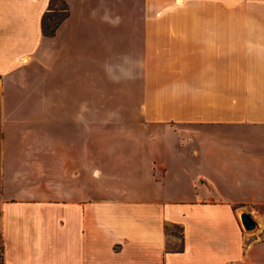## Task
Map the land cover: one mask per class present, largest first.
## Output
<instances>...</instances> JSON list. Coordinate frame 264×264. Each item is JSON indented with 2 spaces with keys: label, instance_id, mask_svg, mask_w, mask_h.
<instances>
[{
  "label": "crops",
  "instance_id": "obj_1",
  "mask_svg": "<svg viewBox=\"0 0 264 264\" xmlns=\"http://www.w3.org/2000/svg\"><path fill=\"white\" fill-rule=\"evenodd\" d=\"M64 1L0 0V264H264V0Z\"/></svg>",
  "mask_w": 264,
  "mask_h": 264
},
{
  "label": "trees",
  "instance_id": "obj_2",
  "mask_svg": "<svg viewBox=\"0 0 264 264\" xmlns=\"http://www.w3.org/2000/svg\"><path fill=\"white\" fill-rule=\"evenodd\" d=\"M66 14L67 6L64 0H48L47 6L40 17L41 32L45 35L53 34Z\"/></svg>",
  "mask_w": 264,
  "mask_h": 264
},
{
  "label": "water",
  "instance_id": "obj_3",
  "mask_svg": "<svg viewBox=\"0 0 264 264\" xmlns=\"http://www.w3.org/2000/svg\"><path fill=\"white\" fill-rule=\"evenodd\" d=\"M240 219L244 228L246 229L253 228L257 224V221L254 218V216L251 214V212L246 210L240 213Z\"/></svg>",
  "mask_w": 264,
  "mask_h": 264
},
{
  "label": "rangeland",
  "instance_id": "obj_4",
  "mask_svg": "<svg viewBox=\"0 0 264 264\" xmlns=\"http://www.w3.org/2000/svg\"><path fill=\"white\" fill-rule=\"evenodd\" d=\"M253 215V214H252ZM254 216V215H253ZM254 218H255V216H254ZM254 227H256V225L254 226ZM179 234V233H178ZM178 241V240H177ZM177 241H175L174 243H172V242H169L168 243V247H170V248H178V247H180V245H179V243L177 242Z\"/></svg>",
  "mask_w": 264,
  "mask_h": 264
}]
</instances>
